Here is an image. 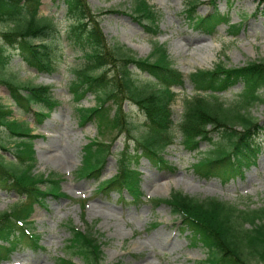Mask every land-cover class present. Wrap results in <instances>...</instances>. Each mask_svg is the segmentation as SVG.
I'll return each mask as SVG.
<instances>
[{
  "label": "trees",
  "instance_id": "trees-1",
  "mask_svg": "<svg viewBox=\"0 0 264 264\" xmlns=\"http://www.w3.org/2000/svg\"><path fill=\"white\" fill-rule=\"evenodd\" d=\"M61 1L71 20L70 42L83 50L84 60L71 67L70 81L80 123L96 122L98 134L116 132V137L125 135L126 139L118 153L117 172L111 177L101 179L115 136L90 137L77 173L80 177L101 179L99 191L125 189L135 200H142L141 172L136 166L142 156L159 168L176 170L165 158L164 150L177 136L172 104L178 93L172 87L185 84L184 73L173 65L164 43L156 41L147 56L139 57L119 41H108L100 25V12L87 0ZM41 3L42 0H0V23L8 25L0 37V84L7 86L12 99L9 104L0 96V149L13 155L7 159L0 151V188L13 189L20 195L17 202L0 211V263L25 245L41 246V236L30 219L35 204L45 206L49 195L64 194L62 174L35 170L34 138L38 135L28 121L15 116L13 108L15 104L23 112L33 111L41 122L60 100L50 85L8 74L10 46L18 49L28 65L39 72H53L63 57L56 39L58 23L53 15L40 14ZM211 5L208 13L200 14L198 1L188 0L185 14L193 26L213 34L225 23L232 34H239L242 22H232L230 14L219 9L218 0H212ZM133 12L147 31L159 32L158 11L147 0H136ZM132 65L153 79L140 81ZM189 78L196 92L184 97L178 130L190 150L198 149L203 141L210 144L193 163L195 171L225 181L242 174L245 166L256 162L261 151L258 138L264 125L253 116L251 107L264 101V57L233 66L218 61L212 68L190 72ZM238 83L243 86L235 99L225 101L222 93ZM88 92H94L96 100L87 106L81 103ZM124 100L136 103L145 114L142 132H135ZM162 201L179 215L183 229L191 230L193 242L207 249L209 264H264V206L241 207L216 196L199 198L182 190H173L167 198H155L157 204ZM67 225L71 231L67 247L83 257V264H122L104 262L103 243L92 226L82 229L72 223ZM57 264L80 263L59 256Z\"/></svg>",
  "mask_w": 264,
  "mask_h": 264
},
{
  "label": "rangeland",
  "instance_id": "rangeland-1",
  "mask_svg": "<svg viewBox=\"0 0 264 264\" xmlns=\"http://www.w3.org/2000/svg\"><path fill=\"white\" fill-rule=\"evenodd\" d=\"M87 1L100 12V25L110 43L119 41L137 56L149 54L156 41L166 45L173 65L186 75L185 85L174 87L178 92L173 103L175 122L181 119L184 97L195 93L188 76L190 72L197 68H212L218 61L233 66L264 57V2L261 4V0L218 2L220 10L228 12L232 22H242L237 35L232 34L224 23L214 34H206L194 28L185 15L188 0H148L159 14L160 31L157 35L148 32L134 18L136 0ZM210 1L198 0L199 13L205 14L212 9ZM40 14L55 17L60 29L56 39L63 57L53 73H38L27 64L18 50L10 46L8 50L12 55L8 74H15L17 79L50 84L54 96L61 100L42 122L37 120L32 111L25 113L15 105L14 114L29 121L30 125L35 126L34 132L39 134L34 139L37 156L35 170L45 174H63L62 190L66 194L50 195L45 206L36 204L32 218L34 227L41 235L42 246H26L16 251L10 260L0 264H57L61 255L83 263V257L67 247L71 235L68 223L82 228L92 226V230L103 241L105 262L207 264L204 261L206 249L201 244L193 243L189 231L182 230L181 220L173 213L170 205L166 202L156 204L155 198L168 197L173 190H182L199 198L217 196L242 207L264 205V131L258 138L261 152L256 162L245 166L242 174L227 181L219 176L204 177L198 174L193 163L204 155L210 144L203 141L199 149L189 150L182 142L181 133L177 131L174 144L164 150L165 157L177 167L174 173L156 167L145 157L141 158L138 167L142 171V200L133 199L127 191H97L98 181L80 177L76 173L83 161L84 145L89 137L96 135L112 139L116 137V132L100 135L96 122L79 123L69 82L73 78L71 67L81 64L84 58L82 48L70 42L71 20L66 16L65 3L61 0H42ZM7 27V24L0 23V37L1 31ZM132 69L142 82L153 79L134 65ZM242 86L239 83L223 92L222 98L231 102ZM0 96L4 102L11 103L9 90L3 84H0ZM95 100L94 92H89L81 104L93 105ZM124 108L136 126L135 132H142L146 119L143 111L130 100H124ZM251 113L264 125V101L255 103ZM124 144V136L115 138L112 148L114 153L108 157L103 177L116 172L117 152ZM0 151L7 159L13 158L11 151ZM18 200L19 194L15 190L0 188V211ZM154 221L159 223L153 226Z\"/></svg>",
  "mask_w": 264,
  "mask_h": 264
},
{
  "label": "bare ground",
  "instance_id": "bare-ground-1",
  "mask_svg": "<svg viewBox=\"0 0 264 264\" xmlns=\"http://www.w3.org/2000/svg\"><path fill=\"white\" fill-rule=\"evenodd\" d=\"M170 183V182H169Z\"/></svg>",
  "mask_w": 264,
  "mask_h": 264
}]
</instances>
